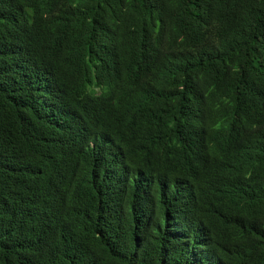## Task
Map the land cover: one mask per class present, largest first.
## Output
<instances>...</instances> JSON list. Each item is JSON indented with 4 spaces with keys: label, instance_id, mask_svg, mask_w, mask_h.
<instances>
[{
    "label": "trees",
    "instance_id": "16d2710c",
    "mask_svg": "<svg viewBox=\"0 0 264 264\" xmlns=\"http://www.w3.org/2000/svg\"><path fill=\"white\" fill-rule=\"evenodd\" d=\"M0 264H264V0H0Z\"/></svg>",
    "mask_w": 264,
    "mask_h": 264
}]
</instances>
